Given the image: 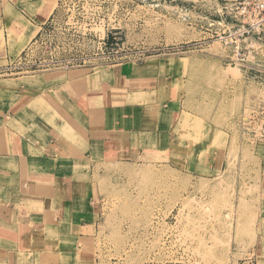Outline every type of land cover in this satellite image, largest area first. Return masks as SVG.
<instances>
[{
	"label": "rangeland",
	"instance_id": "374dc122",
	"mask_svg": "<svg viewBox=\"0 0 264 264\" xmlns=\"http://www.w3.org/2000/svg\"><path fill=\"white\" fill-rule=\"evenodd\" d=\"M43 1L51 27L6 73L127 62L181 96L178 157L95 174L89 264H264V80L210 39L227 0Z\"/></svg>",
	"mask_w": 264,
	"mask_h": 264
},
{
	"label": "crops",
	"instance_id": "0c3cea01",
	"mask_svg": "<svg viewBox=\"0 0 264 264\" xmlns=\"http://www.w3.org/2000/svg\"><path fill=\"white\" fill-rule=\"evenodd\" d=\"M53 11L43 0H0V68ZM137 67L0 76V264L91 263L100 167L177 156L180 92L170 76Z\"/></svg>",
	"mask_w": 264,
	"mask_h": 264
},
{
	"label": "built area",
	"instance_id": "2783aa9c",
	"mask_svg": "<svg viewBox=\"0 0 264 264\" xmlns=\"http://www.w3.org/2000/svg\"><path fill=\"white\" fill-rule=\"evenodd\" d=\"M51 18L52 15L39 27L36 38L20 57L0 68V76L43 70L39 69L40 64L33 63L32 66L35 67L30 70L6 73L21 66V60H25L28 52L33 50L43 33L51 27L46 25ZM208 31L210 39L214 38L226 50L227 53L222 58L228 65L240 67L252 79L264 80V0L224 1L221 14L216 19H209ZM105 38L108 40L106 35L101 40L105 41Z\"/></svg>",
	"mask_w": 264,
	"mask_h": 264
}]
</instances>
